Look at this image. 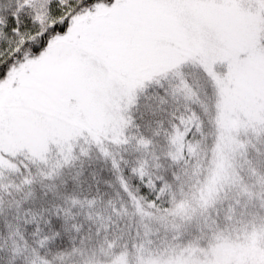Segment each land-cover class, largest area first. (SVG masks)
Returning <instances> with one entry per match:
<instances>
[{
    "label": "snow or ice",
    "instance_id": "snow-or-ice-1",
    "mask_svg": "<svg viewBox=\"0 0 264 264\" xmlns=\"http://www.w3.org/2000/svg\"><path fill=\"white\" fill-rule=\"evenodd\" d=\"M0 264H264V0H0Z\"/></svg>",
    "mask_w": 264,
    "mask_h": 264
}]
</instances>
